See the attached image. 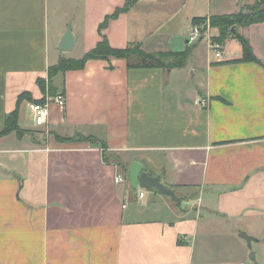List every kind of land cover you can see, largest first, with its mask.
<instances>
[{
    "label": "crops",
    "instance_id": "1",
    "mask_svg": "<svg viewBox=\"0 0 264 264\" xmlns=\"http://www.w3.org/2000/svg\"><path fill=\"white\" fill-rule=\"evenodd\" d=\"M126 1L0 0V134L20 95L50 97L37 84L50 67L103 38L186 53L183 68L109 58L58 74L52 90L66 104H51L41 127L20 104L22 135L0 136V264H264V23L238 30L255 62L232 63L242 58L233 38L219 59L187 41L194 20L258 0H138L99 32ZM67 29L79 58L58 48ZM133 162L180 204L132 189Z\"/></svg>",
    "mask_w": 264,
    "mask_h": 264
},
{
    "label": "trees",
    "instance_id": "2",
    "mask_svg": "<svg viewBox=\"0 0 264 264\" xmlns=\"http://www.w3.org/2000/svg\"><path fill=\"white\" fill-rule=\"evenodd\" d=\"M138 0H127L124 7L116 9L115 12L105 18L103 23L99 26V32L106 28L107 23L111 19L117 18L120 14L126 13ZM260 0L253 6L252 16L242 17L241 15H229L212 17L210 19L211 26L218 30V36L216 41L223 44L228 38L236 40L242 50V58L239 60L232 61V63L241 62H255L252 49L249 42L243 38L237 31L229 30V34L225 35L227 26H239L240 28H246L253 24L264 23V12L259 8L261 6ZM203 20H194V24H200ZM109 58L123 59L126 61L128 68H183L185 66L186 53H165V54H146L137 44H131L126 49L118 50L112 49L105 38L97 43L96 47L83 55L78 60H65L61 59L57 65L50 67L48 70V83L44 80H38L37 84L40 90L44 93L47 87L49 96L54 97L57 94L52 90V79L58 74H63L67 71L81 70L88 61L92 60H108ZM23 101L29 103H42L44 99L40 101H33L28 94H23L18 97L16 108L13 112L7 115L5 119V128L0 136L10 134L12 132L17 135H22L18 127V115L19 107ZM91 140V139H88Z\"/></svg>",
    "mask_w": 264,
    "mask_h": 264
},
{
    "label": "built area",
    "instance_id": "3",
    "mask_svg": "<svg viewBox=\"0 0 264 264\" xmlns=\"http://www.w3.org/2000/svg\"><path fill=\"white\" fill-rule=\"evenodd\" d=\"M212 31L213 27L211 26L210 19L206 18L202 23L193 24L190 27L187 41L190 44H197L200 41H205L208 52L212 53L215 58L219 59L221 58L223 45L216 41V36L212 34ZM195 103L202 108H207L208 106V100H197ZM51 104H54L60 108H64L66 104L64 96L61 94H58L54 97L45 96L42 103H30L28 105L34 126L41 127L47 124L49 107ZM123 182L124 178L121 175L115 176V184H122ZM139 197H143V194H139Z\"/></svg>",
    "mask_w": 264,
    "mask_h": 264
},
{
    "label": "water",
    "instance_id": "4",
    "mask_svg": "<svg viewBox=\"0 0 264 264\" xmlns=\"http://www.w3.org/2000/svg\"><path fill=\"white\" fill-rule=\"evenodd\" d=\"M261 3H264V0H260ZM74 43V38L70 29H67L65 35L62 37L58 48L61 51H69L72 49ZM128 181L132 189L137 190L138 188L141 190H156L163 196H168L172 201L180 204V200L175 197L174 193L165 188L161 182L159 177H151L143 170V166L138 162H133L128 170ZM241 237L246 241L248 248H250V243L253 241L250 237L242 234ZM249 260L254 262L253 253L250 254Z\"/></svg>",
    "mask_w": 264,
    "mask_h": 264
},
{
    "label": "rangeland",
    "instance_id": "5",
    "mask_svg": "<svg viewBox=\"0 0 264 264\" xmlns=\"http://www.w3.org/2000/svg\"><path fill=\"white\" fill-rule=\"evenodd\" d=\"M253 11H254L253 10V6L252 7H243V8H241V10L238 13H236V15L237 14L241 15L243 18L244 17H249V16H252ZM70 13L74 14L73 16H75V17L79 16V13H80L79 5H76L75 8H73ZM231 29L238 32V30L241 29V28L239 26H227L226 31H225V35L229 34L230 33L229 30H231ZM204 43L205 42L203 41V43H201L200 47H205ZM80 52L81 51H80L79 46H76L73 50H71L69 52H61V53L64 54L65 57L79 58L80 57ZM28 117L29 116L27 115L26 116V120H24L25 118L22 116V118H21V125L22 126H24V125L27 126V124L31 125V120ZM27 121H29V122L27 123ZM29 127L31 128V126H29ZM0 174L2 175L3 173H0Z\"/></svg>",
    "mask_w": 264,
    "mask_h": 264
}]
</instances>
